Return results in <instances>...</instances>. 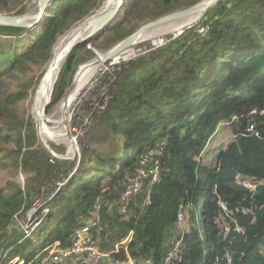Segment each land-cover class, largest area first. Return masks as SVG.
<instances>
[{"label":"trees","instance_id":"trees-1","mask_svg":"<svg viewBox=\"0 0 264 264\" xmlns=\"http://www.w3.org/2000/svg\"><path fill=\"white\" fill-rule=\"evenodd\" d=\"M30 1L0 0V13H25ZM198 1L133 0L109 27L112 39ZM101 2L53 0L25 36L23 28L0 26V169L13 163L43 178L54 169L29 146L34 130L19 111L31 83L24 79L32 66H47L58 40ZM89 54L86 44L68 54L52 105ZM109 94L99 121L116 142L108 151L83 145L77 167L45 202L48 213H39L38 250L29 251L31 238L5 242L3 233L29 196L14 184L0 190V260L10 249L5 263L20 257L24 264H74L45 260L41 252L55 241L71 245L74 231L97 212L92 236L109 253L103 264L127 256L134 264H165L179 239V259L170 264H264V0H219L178 37L121 67ZM222 126L233 138L208 164L203 153ZM10 142L14 148L5 147ZM151 150L160 152L159 179L146 180L122 212L124 185Z\"/></svg>","mask_w":264,"mask_h":264},{"label":"rangeland","instance_id":"rangeland-1","mask_svg":"<svg viewBox=\"0 0 264 264\" xmlns=\"http://www.w3.org/2000/svg\"><path fill=\"white\" fill-rule=\"evenodd\" d=\"M132 1L133 0H127V5H129ZM101 4L99 5V7L101 6ZM49 7L50 5L48 6V9ZM27 8V12L35 13L37 10L36 0H31L28 3ZM116 21H118V19H116L114 23ZM114 23L111 22L108 27L106 26L103 30L95 34L91 42L88 44H90L91 47L100 50L101 52H105L116 43H118L120 41L119 38L115 40L112 39L114 38V34L109 30V27ZM31 30H25L21 34L29 35L31 34ZM198 31L200 32V28L198 29ZM171 32L173 31L164 30L159 33L167 34V36H170ZM202 32H204V30ZM63 37L64 35L58 40V42H60ZM151 39L152 38H149L144 41H147V44L150 45V43L152 42ZM166 43L162 44L161 46L165 45ZM89 51L90 54L85 55L86 60L79 63L76 67V70L84 63L89 62L95 58V54L93 53V51L90 49ZM153 51L154 50H152V52ZM149 54L146 56H149ZM104 65L107 66V64L105 63L103 65L101 64L102 67L100 66L101 68L99 67L100 69L98 68V71L95 72L83 86L78 98H76V102L74 103L75 105L73 104L74 106L71 107V110L69 111L70 116L68 127L66 129L64 128V126H60V124H62L60 122L61 119L55 120L54 118L56 117L55 113L60 109V104L64 102L65 99L62 102L61 100L66 95L67 90L70 86L64 91L62 97L56 104L52 105L50 103L47 106L44 112L47 120L43 121L44 123L42 125L44 126L42 127V125L38 124L39 117L37 118L36 113L38 104L40 103V95L38 96L36 103L33 104V102L36 88L43 75L37 80V82L36 78L39 77V75H41L42 73L44 74L47 66H32L30 72H28L27 78L24 79V81L31 83H29L28 86V90L26 93L27 97L20 102L19 111H22V114L29 118L32 123V129L34 130V137L32 139H29V146L32 143L30 148L33 151L43 153L45 158L47 159V162L52 164L51 166H54V169L50 171L47 178L40 177L39 173L36 171H23L19 168H16L13 163H10L9 167L0 169V190H7L10 184H14L17 186V188L27 191L29 196V202L25 212L13 216L11 224L6 228L5 234L3 233L5 242L8 240H14L17 237H21V239H19L20 241L31 238V242L33 243V245L29 248V251H31L32 253L33 251L38 250L42 244L39 241L40 236H38V232L40 231V229L38 230V226L42 221V216L39 218V213H48V207L45 206V202H47L62 187L65 181L73 173V171L75 170V166L77 167L81 158L83 145L87 144L89 147L98 148L99 150L103 151H108L113 148V145L116 142L117 138L103 129V126L99 121V114L101 111L100 106L102 105V103H105L107 98L109 97V93H107L109 87L108 82L112 80L113 74L116 73L117 66H110L107 69H104ZM66 131L69 133L70 138L66 142H64L61 137L62 135H64L65 138H68V133ZM232 138L233 136L231 133V129L228 126H222L213 135L212 140L209 143L210 145L207 149L208 153L203 154L204 161L211 164L213 161V156L206 157L205 154H212L215 149L217 150L225 147L226 144L230 140H232ZM71 140L74 141V149L71 148ZM14 146L15 145L12 142L5 145V147L7 148H14ZM25 242L26 240L23 241V243ZM22 245V243L19 244L18 248H21ZM42 253H44V251L41 252V254ZM1 254L3 253L1 252ZM0 264L24 263L22 258L14 257L12 259V262L10 261L9 263H5L3 261L2 263L0 262Z\"/></svg>","mask_w":264,"mask_h":264},{"label":"water","instance_id":"water-1","mask_svg":"<svg viewBox=\"0 0 264 264\" xmlns=\"http://www.w3.org/2000/svg\"><path fill=\"white\" fill-rule=\"evenodd\" d=\"M52 1L53 0H36L37 10L35 13L25 12L19 15L0 13V26H15L23 28L25 30H31L43 22L44 17L47 15L48 6L51 5ZM218 1L219 0H199L193 5L187 6L183 9L174 10L154 20L147 21L146 23L140 25L138 28L134 29L129 35L122 38L110 49L105 52H101L100 50L91 47V45L88 43L91 42L95 34L103 30L106 26L108 27L111 22L114 23L116 19H119V17L123 14V10L127 6V0H115V3L112 7H105L102 11H98L100 7L105 3V0H103L101 6L94 13L84 18L75 27L71 28L66 34H64L63 39L68 41V46L64 49V61L67 58L68 54L74 48L82 44H88L87 48L92 50L95 54V58L93 60H100L102 63H107L111 61L112 58H115L121 52H123L124 49L138 42L146 40V36H148L150 33L158 31L162 32L164 30L170 31L171 29L173 32L178 30L183 31L187 27L196 23L205 14V12L213 5H215ZM58 44L59 42L53 49L52 58L50 59L47 68L36 88L33 104L36 103L38 96L42 93V86L47 78L48 72H50L51 67L54 65L55 49ZM60 70L61 68L58 70L53 79V85L49 94V100L46 101L43 106L44 112L47 106L50 104V98ZM79 71L80 67L76 70L70 87L61 102L66 98L70 90L75 85ZM67 136H69L70 138L69 133L67 134Z\"/></svg>","mask_w":264,"mask_h":264},{"label":"built area","instance_id":"built-area-1","mask_svg":"<svg viewBox=\"0 0 264 264\" xmlns=\"http://www.w3.org/2000/svg\"><path fill=\"white\" fill-rule=\"evenodd\" d=\"M191 26L187 28H190ZM203 30L204 27H200V32H202ZM182 32H183L182 30L171 32L170 36H167V34L159 33L151 37L152 42L150 43V45L147 44V41L138 42L137 44H134L124 49L123 52H121L118 56L112 58L111 61L105 63L107 64V66L104 65L105 66L104 69H107L110 66L111 67L117 66L116 73L113 74L112 80L108 82L109 87L107 93H110L111 89L115 87L117 74L121 67H123L126 63L137 57L148 55L149 53L152 52V50H155L162 44L178 37ZM108 95L109 97L106 100L107 103L110 98V94ZM106 102L102 103V105L100 106L101 109L105 108V106L107 105ZM157 154H160V152L152 151V150L144 154L142 156V159L140 160L141 165L137 169L136 174L130 177L126 182V184L124 185V189L121 194V202H120L121 204L120 210L122 212H126L130 208L131 205L130 201L132 197H134L136 194H138L141 191V189L145 185L146 180H148L151 183L158 181L159 165L154 157ZM98 220H99V215L97 212L93 213L91 217L85 219L83 224L74 231L73 242L69 246L63 247L60 245L58 241H55L47 245L43 250L47 253L45 259L53 262H63L66 260H72L74 264H103L105 258L108 257L109 253H105L101 251L92 236V229L97 225ZM183 220H184V215L183 213L180 212L178 214V224H177L179 229H182ZM130 239H131L130 236H127L121 243L122 244L127 243L128 241H130ZM180 244H181L180 239L175 242V245L168 252L167 256L164 259L165 264H170L172 260L179 259L178 253H179ZM9 250L10 249H7L3 252L0 260L1 263L4 261ZM145 263L149 264L150 262L146 261ZM109 264H134V262L131 258L127 256V258L124 260L116 259L110 261Z\"/></svg>","mask_w":264,"mask_h":264},{"label":"bare ground","instance_id":"bare-ground-1","mask_svg":"<svg viewBox=\"0 0 264 264\" xmlns=\"http://www.w3.org/2000/svg\"><path fill=\"white\" fill-rule=\"evenodd\" d=\"M115 3V0H106L105 3L103 4V6L100 7V9L98 11H102L105 7H112ZM172 30V29H171ZM161 32V31H160ZM159 34L158 32H154V33H150L148 36H146V40ZM68 41H66L65 39H62L59 44L57 45L56 49H55V57H54V65L51 67L50 72H48L47 78L42 86V93L40 94V99H39V104H38V109L36 111L37 113V118H38V124L42 125L44 122V120H47V117L45 116V113L43 111V106L45 104L46 101L49 100V94L51 91V87L53 85V79L55 77V75L57 74L58 70L63 66V62H64V49L65 47L68 46ZM85 64V63H84ZM101 64H103L100 60H93V61H89L86 62L85 65L80 66V71L77 75L76 78V82L75 85L73 86V88L70 90V92L68 93V95L66 96L64 102H62L60 104V109L59 111H57L55 113L56 117L54 118L56 119H61L60 122L62 124H60V126H64V128L66 129L68 127V122H69V111L71 110V107H73L76 102V98H78L83 86L87 83V81L90 79V77L98 71V68L101 66ZM56 65V66H55ZM74 104V105H73ZM72 113V111H71ZM58 122V121H57ZM44 125H42L43 127ZM44 129V128H43ZM45 132V131H43ZM67 132V131H66ZM62 140L64 142H66L69 139L64 135H62ZM70 144H72L71 148H73L74 141L71 140ZM74 151V150H73ZM71 152V151H69Z\"/></svg>","mask_w":264,"mask_h":264},{"label":"crops","instance_id":"crops-1","mask_svg":"<svg viewBox=\"0 0 264 264\" xmlns=\"http://www.w3.org/2000/svg\"><path fill=\"white\" fill-rule=\"evenodd\" d=\"M211 140H212V139H211ZM209 143H210V142H209ZM209 145H210V144H208V146H209ZM208 146H207V149H208ZM207 149H206V151H205L204 153H208V152H207V151H208ZM218 150H219V149H217V150L215 149L214 152H213L212 154H205V155H206V157H208V156H213V159H214V157H215L216 153L218 152ZM204 153H203V154H204ZM208 164H209V162H208Z\"/></svg>","mask_w":264,"mask_h":264},{"label":"clouds","instance_id":"clouds-1","mask_svg":"<svg viewBox=\"0 0 264 264\" xmlns=\"http://www.w3.org/2000/svg\"><path fill=\"white\" fill-rule=\"evenodd\" d=\"M49 245V244H48ZM45 248V247H44ZM44 248H43V250H44ZM23 263H24V261H23Z\"/></svg>","mask_w":264,"mask_h":264}]
</instances>
